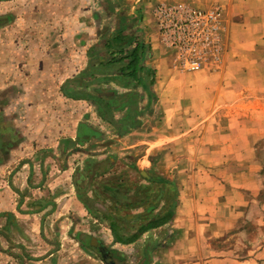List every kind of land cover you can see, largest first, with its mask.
<instances>
[{
    "label": "crops",
    "instance_id": "1",
    "mask_svg": "<svg viewBox=\"0 0 264 264\" xmlns=\"http://www.w3.org/2000/svg\"><path fill=\"white\" fill-rule=\"evenodd\" d=\"M204 1L0 0V264H22L27 247L34 250L30 258L44 260L38 230L41 232L42 215L61 195L47 206L39 194L51 187L56 173L70 169L65 160L82 147L92 146L89 152L97 149L88 153L89 161H103L105 152L99 148L109 144L106 131L111 132L113 125L86 98L99 85H109L120 93H140L137 123L126 125L125 133L118 135L144 133L145 138L128 147L147 145L143 156L150 164L176 168L180 176L176 207L166 223L140 234L139 228L126 237L117 233L122 241L110 228L111 242L128 246L144 233L165 227L172 244L178 246L167 254V264L256 262L251 244L245 243L246 251L239 254L236 241L230 240L246 222L249 202L228 203L233 195H245L231 182L234 172L229 169L232 160L239 159L241 165L240 156L233 151L244 145L232 138L238 128L231 123L222 125L220 120L237 114L219 108L224 84L220 74L207 66L183 71L174 65L153 16L158 3L201 5ZM139 41L150 48L144 66L154 71L149 85L155 94L152 106L140 84L147 79L146 70L131 79L120 69L128 58L115 62L131 53ZM80 75L86 86L72 84ZM78 90L86 97L72 96ZM120 113L115 112V117ZM85 127L92 132L85 133ZM245 145L252 150L251 144ZM92 162L87 166L89 174ZM218 167H224L219 173L225 175L222 179L214 175ZM222 180L226 181L224 189L217 193L216 182ZM203 193L205 199L216 195L222 206L203 205ZM74 198L75 204L82 202L77 194ZM30 238L36 245L28 243ZM212 240L221 244L205 254L204 246ZM57 251H51L52 260Z\"/></svg>",
    "mask_w": 264,
    "mask_h": 264
},
{
    "label": "rangeland",
    "instance_id": "2",
    "mask_svg": "<svg viewBox=\"0 0 264 264\" xmlns=\"http://www.w3.org/2000/svg\"><path fill=\"white\" fill-rule=\"evenodd\" d=\"M167 5L213 9L219 13L218 32L223 50L218 58H209L199 68L185 69L179 65L176 49L167 46L159 34L162 43L171 50L178 69L196 71L207 66L206 69L220 74L224 84L220 90L219 108L237 114L231 119L222 117L220 123H231L238 128L232 138L238 145H244L242 150L237 146L233 151V154L240 156L241 165L239 159L232 160L229 169L234 172L230 176L231 182L235 181L237 190L245 191V195H233L228 203L249 201L247 220L233 232L230 240L236 241L235 250L239 254L246 251L245 243L251 244L254 250L252 256L256 259L254 264H264V257L260 258L261 253L264 256V0H206L201 5L188 2ZM153 16L158 28L154 13ZM151 72L149 80H154V71ZM110 88L109 85H99L94 87L92 94ZM152 95L149 106L155 99L153 92ZM120 112L118 118L125 114L124 111ZM126 125L130 126L125 124V128ZM110 130L106 131L109 144L99 146L105 152L102 162L95 165V161H89L88 153H95L96 148V151L89 152L92 146L82 147L83 150L73 154L69 161L64 162L63 158L62 162L67 163L70 169L61 170L53 176L50 186L55 189L48 185L39 194L47 206L54 197L61 196L55 205L48 206L42 215L41 232L38 230L39 250L46 255L44 260L30 258L34 250L27 247V256L21 250L22 264H110L105 262L103 253L93 242L94 237L101 238L99 240L106 244L103 243L113 264H167L164 261L167 254L178 247L172 244L167 228L146 232L128 246L111 242L110 228L111 224H116L120 234L130 236L150 220L174 210L179 192L178 171L176 168L172 170L150 164L143 156L147 147L145 144L128 147L134 140L138 142L145 138L147 135L144 133L130 134L128 138L118 135L126 130H117L114 126ZM245 144H251L252 150L245 148ZM91 162L94 167L92 174H89L87 166ZM222 169L224 167H218L214 172L219 179L225 176L219 175ZM227 180H230L229 177ZM224 182H216L217 193L224 189ZM227 184L230 187L232 183L228 181ZM75 194L80 196L82 202L74 203ZM216 198L214 195L212 199H205L203 193L201 203L222 206V200ZM28 243L36 245L31 238ZM220 244L210 241L204 246L205 254ZM53 249L58 250L54 260L49 256Z\"/></svg>",
    "mask_w": 264,
    "mask_h": 264
},
{
    "label": "built area",
    "instance_id": "3",
    "mask_svg": "<svg viewBox=\"0 0 264 264\" xmlns=\"http://www.w3.org/2000/svg\"><path fill=\"white\" fill-rule=\"evenodd\" d=\"M153 13L164 43L176 49L178 63L183 68H199L209 58L221 54L220 19L216 10L161 3Z\"/></svg>",
    "mask_w": 264,
    "mask_h": 264
},
{
    "label": "trees",
    "instance_id": "4",
    "mask_svg": "<svg viewBox=\"0 0 264 264\" xmlns=\"http://www.w3.org/2000/svg\"><path fill=\"white\" fill-rule=\"evenodd\" d=\"M118 44H121V38L116 40ZM150 53V48L144 42L139 41L138 44L135 46V48L131 51L129 54H125L124 56H121L119 59L115 60L118 62H122L124 59L128 58V61L123 65L121 69V73L124 75H128L129 78H134L135 75L139 74V71L142 69L146 70V80L142 79V83H140L143 87V89L151 96L152 92L150 90V84L153 82V80H149L150 75H152V70H149V68L144 66V59L148 56ZM152 69V68H151ZM120 74V75H123ZM83 75H80L79 77H76L71 80L72 84L78 85V86H86L83 84L80 79L82 80ZM89 84V83H88ZM129 85V86H128ZM128 87L132 88V84H128ZM134 86V85H133ZM135 87V86H134ZM81 90L75 91V94H72L74 97H83L85 94ZM87 95V97H86ZM85 97L88 99H91L94 101L95 106L97 107L100 114L105 118V120L109 121L117 130H126L124 127L125 124H134L137 123L136 116L138 115L140 109L139 101H140V93L135 90L127 91V92H118L117 89L110 88L106 91H100L98 94H86ZM117 111H124V115L122 118H116L115 112ZM85 130V133L92 132L90 128L85 127L83 128ZM89 135V134H88ZM96 165V163H95ZM94 167V165L92 166ZM89 172L93 171V168H89ZM83 199V198H82ZM83 202L84 199H83ZM173 216V213L171 211H168L166 214H164L162 217L152 219L147 224L140 227V233L146 231L148 227H156L159 225H162L166 223L171 217ZM111 228L115 230V233L117 235L116 239L122 241V238L117 234L119 233L117 230L116 224H111ZM136 234V236L138 235ZM135 236V237H136Z\"/></svg>",
    "mask_w": 264,
    "mask_h": 264
},
{
    "label": "water",
    "instance_id": "5",
    "mask_svg": "<svg viewBox=\"0 0 264 264\" xmlns=\"http://www.w3.org/2000/svg\"><path fill=\"white\" fill-rule=\"evenodd\" d=\"M144 173H146V172H144ZM93 242L95 243V244H97V247L100 249V251L103 253V256H104V260H105V262L106 263H110V264H113V259H112V257L110 256V253H109V251H108V248L105 246V245H103L102 243H101V241L98 239V238H93Z\"/></svg>",
    "mask_w": 264,
    "mask_h": 264
},
{
    "label": "flooded vegetation",
    "instance_id": "6",
    "mask_svg": "<svg viewBox=\"0 0 264 264\" xmlns=\"http://www.w3.org/2000/svg\"><path fill=\"white\" fill-rule=\"evenodd\" d=\"M103 244V243H102Z\"/></svg>",
    "mask_w": 264,
    "mask_h": 264
}]
</instances>
